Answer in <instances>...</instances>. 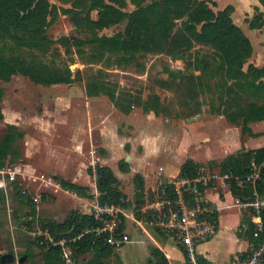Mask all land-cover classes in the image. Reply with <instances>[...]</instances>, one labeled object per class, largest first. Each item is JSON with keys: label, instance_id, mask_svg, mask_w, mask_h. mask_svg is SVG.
Listing matches in <instances>:
<instances>
[{"label": "trees", "instance_id": "trees-1", "mask_svg": "<svg viewBox=\"0 0 264 264\" xmlns=\"http://www.w3.org/2000/svg\"><path fill=\"white\" fill-rule=\"evenodd\" d=\"M66 5L71 4V9H63L65 13L72 14L74 23L78 28L91 32L104 30L127 20L123 33H117L111 37L96 36L89 43L98 46L102 52L118 55H135L139 51L152 54L164 53L175 59L184 60L186 54L194 45L200 43L211 48L217 59V71H221L223 77L233 81L241 91L229 106L226 119L241 127L242 133H251L248 125L253 122L264 121V67L258 69L249 63L253 48L250 40L242 30L234 24L231 14L232 7L214 10L209 0H128L137 9L133 12H125L123 9L127 0H85L88 3V11L96 12V20L82 18L79 11L75 10L78 0H57ZM150 1V3H146ZM264 6V0H260ZM256 10V15L250 20L252 29H261L264 34L263 14ZM57 9L49 0H0V81L9 82L13 76H23L31 82L41 86L59 84L70 85L73 83L72 73L69 67L57 68L43 63L33 52L34 49L45 47L44 28L47 19L56 13ZM205 68L208 61L196 60ZM190 65V63H188ZM177 75H181L178 73ZM174 77V73H169ZM189 84L196 88L200 77H188ZM161 85L169 88L167 81ZM101 87L99 83L91 81L86 84V95L97 96ZM112 101L114 94L102 91ZM150 112L159 115L162 112L158 104V98L150 102ZM3 119L0 115V121ZM24 138L23 132L15 126H7V133L0 138V170L5 168L8 156L10 163H15L19 154L13 147ZM252 162L257 165L264 163V148L244 151L240 150L235 155H230L219 165L220 174H230L233 177H245L250 171ZM120 169L128 171V165L122 161ZM201 166L191 160H187L180 169L178 177H196ZM90 176L96 177V187L99 192L100 206H115L125 210L131 206L126 196L120 191V183L108 167L96 165L88 170ZM135 188L137 189L136 202L139 210L144 184L141 176L136 175ZM232 195L241 196V190L236 187L233 180L227 181ZM62 188L78 194L86 195L87 189L72 183L60 180ZM258 191L264 195V168L261 179L257 182ZM16 188V187H15ZM250 187L247 188V193ZM13 198L21 205L29 206V213L18 225L25 227V250L21 253L19 264H30L32 248L39 250L40 264H64L63 247L47 242L44 237L32 235L35 232V208L30 199L16 191ZM4 201V194L0 190V203ZM137 217L139 213L136 212ZM216 215L213 216V219ZM121 223L118 226L119 233L124 230V216L119 214ZM246 235L251 239V225L246 219ZM99 223L93 215H86L73 211L62 222L40 221L39 227L47 231L54 243L65 241V246L71 250V258L75 264H105L104 262L115 254V248L106 241L107 232L97 235L95 232H87L95 228ZM28 232L31 235H28ZM29 260V263L26 262ZM12 250L6 254H0V264H14ZM122 264V263H118ZM147 264H169L166 257L158 250H153L151 259Z\"/></svg>", "mask_w": 264, "mask_h": 264}, {"label": "rangeland", "instance_id": "rangeland-1", "mask_svg": "<svg viewBox=\"0 0 264 264\" xmlns=\"http://www.w3.org/2000/svg\"><path fill=\"white\" fill-rule=\"evenodd\" d=\"M49 1L55 5L57 11L47 19L44 28L45 47L34 49L33 52L49 66L69 69L72 67L70 71L74 80L70 85L48 87L32 84L29 79L20 75L13 77L8 83L0 81V115L4 109L7 116L6 121H0V138L5 137L10 121H17V129H22L20 131L24 134L23 140L13 147L19 158L15 163H10L11 156H8L7 168L17 167L21 173L27 175L24 166L38 163V153L33 148L36 139H42L45 146L46 141H50L48 144L52 147V156L57 159L56 162L70 161L72 154L68 149L72 144L69 139L72 136L63 127L71 120H82L84 106L81 105L80 98L84 99L86 84L92 80L101 87L100 93L94 97H105L113 103L117 113L127 117L121 116L117 121L121 135L124 131L128 137L124 140L127 142H123L125 150L129 152L134 147V154L138 156L143 152L141 145L148 146L150 164L146 167L149 169L162 167L167 172L165 176H168L171 169L178 168L181 162L190 158L204 159L205 155L210 154H213L214 159L222 157L218 144L220 132L225 126L230 127L224 115L229 112V106L233 105L232 101L241 91L233 81L227 80L221 71H217L219 60H213L215 53L211 48L194 43L184 54V60L164 53L152 54L144 51L132 56L104 53L98 46L89 42L96 36L111 37L123 33L127 25L126 19L107 29H95L91 32L78 28L73 15L63 11L66 8L71 9V4L64 5L57 0ZM76 5L78 7L75 10L79 11L82 18L96 20L97 13L88 11V3L85 0H78ZM136 9L137 7L127 0L123 10L130 13ZM236 22L240 23V20L237 18ZM196 60L208 61L209 65L205 68ZM169 73H174L175 76L169 77ZM178 73L181 75H177ZM191 75L200 77L196 88L189 84L188 77ZM163 81H167L170 87L164 88L161 85ZM102 91L114 94L115 101ZM155 97L162 108L159 115L148 109ZM232 108L235 109V106ZM95 110L97 114L104 113L101 123L106 126L112 116L109 110L101 104L96 105ZM147 114L152 115L151 123L147 122V117H143ZM198 116L200 118H197ZM96 125L95 123L92 132L96 131ZM88 128L91 131L90 123ZM39 132H42V135ZM121 147V144L116 146L118 153ZM88 148L92 150L91 146ZM74 161H77L75 155L68 165L69 174L74 173ZM205 165L213 168V163L207 162ZM40 174L44 173L29 175L36 177ZM44 175L52 180L54 178L52 174ZM160 179L163 180V176H160ZM32 181L30 180L29 183L32 184L28 186L23 176H17L15 191H11L9 195H14L22 189L28 193L38 179L32 178ZM128 182L131 185L134 180L130 179ZM165 182L166 180L160 184ZM40 196L41 193L38 198ZM26 215L27 212L20 211L17 212L16 218L24 220ZM12 225L11 230L4 210L0 215V235L3 237L7 233L9 239L1 248L12 250L14 264H19L21 253L25 250V243L20 245L19 240L24 235L17 230L15 220ZM170 242L175 246L173 239H170ZM132 248L133 246H127V250ZM38 254L39 250L32 248L30 264H40ZM26 262L29 263V260Z\"/></svg>", "mask_w": 264, "mask_h": 264}, {"label": "crops", "instance_id": "crops-1", "mask_svg": "<svg viewBox=\"0 0 264 264\" xmlns=\"http://www.w3.org/2000/svg\"><path fill=\"white\" fill-rule=\"evenodd\" d=\"M209 1L210 6L216 10H221L228 6L232 7L233 12L231 18L234 24L237 25L250 40L253 48L249 63L258 69L264 67V34L261 29L250 28L248 22L256 15V8L263 14L264 20V6L261 5L260 0ZM237 18L240 20V23L236 22ZM32 84L34 83L32 82ZM73 99L74 97L71 98V100ZM80 100L81 105L84 106V110L82 111L84 118L82 117L80 121L77 119L72 122L71 120L63 127V129L67 130L69 135L72 136L69 138L72 143L71 147L69 149L64 148L68 149L70 154H72L70 161H65L63 163L56 162L57 159L52 156V147L49 145L50 141H46L47 145L45 146V142H43L42 139H36L33 148L36 149L38 153V163L35 165L26 164V166H24L27 175L30 173L52 174L54 177L53 180L55 181H53V185H49L46 189L43 188L44 186L39 180L35 181L34 187L32 186L28 193L25 194L29 197L31 205L35 208V231L37 228H40V221L62 223L73 211L86 215H91L93 213L99 206V192L96 187V177L90 176L88 170L93 169L96 165H100L112 170L114 176L120 183V191L131 203V206L122 212L124 216L123 235L126 243L118 248L115 254L104 263L147 264L151 259L152 251L156 249L166 257L169 264H182L184 256L177 243L173 240L175 246L171 245L170 239L172 238L161 234L137 209V189L135 188L134 178L136 175L141 176L144 184L143 193L153 192L162 181L177 178L180 174L181 166L186 161L181 162L178 168L171 169L168 176H165L167 172H165L162 167L156 169L153 167V169H149L146 167L147 164H150V156H148L147 152L148 146L141 145L143 152L138 156L134 154V147L131 148L129 152L124 148L123 142H127L124 140H127L126 138L128 137L125 136L124 131L121 135L117 128V121L121 119V116L124 118L127 117H125L124 114L117 113L118 111L115 109L113 103L105 97L97 98L88 97L86 95L84 99L80 98ZM98 104L104 105L112 115L110 122L106 126H103L101 123V116H104V113H96L95 107ZM77 112L79 113V111ZM1 115L3 117L2 120L6 121L7 116L5 115L4 109ZM78 115H80V113ZM143 117L148 118L147 122H152L151 114L143 115ZM89 123L91 131H89L88 128ZM95 123L97 124V129L92 132ZM8 124L19 128V123L17 121H10ZM228 124L230 127L225 126L219 136L218 144L222 153L221 158L214 159L215 157L213 154H210L205 155L204 159H188L195 164H199L201 169L213 174L215 177L205 188L204 198L208 205L215 211L216 232L212 237L201 242L198 247L203 260L208 264H240L241 255H244L248 250L251 241L249 236L244 232H238L239 229H244L246 227L245 220L248 219V212L236 205V198L232 195L228 185L221 177L219 165L225 158L230 155H235L240 150L251 151L264 148V121L250 123L248 127L251 133L244 135L241 127L229 121ZM41 133L42 132H39V134ZM120 144L122 147L118 153L116 151V146ZM89 146H91L92 150H89ZM73 155H75L77 161H74V164L72 163L74 173L69 174L68 165L71 164ZM52 160L57 164H54ZM122 161L128 165L127 172H123L120 169ZM207 162L213 163V168L205 165ZM160 176H163V180L160 179ZM130 179L134 180V183L131 185L128 184ZM60 180L86 188L88 190L87 194L82 195L62 188ZM29 182L30 180L28 181L26 179L25 184L30 186L32 183ZM39 193H41L40 198H38ZM26 203L27 201H25V204L21 205L19 201L13 197L9 201V204H6L5 199L0 203V215L5 210L10 229L12 230V224L15 220L17 222V230L23 235L25 227L21 226L18 228V225L22 223L23 220L16 218V214L20 211L23 213L27 212V214L29 213L30 208ZM136 212L139 213V217H137ZM28 235H31V233L28 232ZM21 238L22 239L19 240L20 245L24 243L25 237L21 236ZM8 239L7 233L5 236L3 235V237L0 235V254H6L10 251L1 248ZM24 246L23 250L25 249ZM127 246H133V248L127 250Z\"/></svg>", "mask_w": 264, "mask_h": 264}, {"label": "built area", "instance_id": "built-area-1", "mask_svg": "<svg viewBox=\"0 0 264 264\" xmlns=\"http://www.w3.org/2000/svg\"><path fill=\"white\" fill-rule=\"evenodd\" d=\"M263 168L264 163L257 165L252 162L245 177L221 175L227 185V181L233 180L236 187L241 190V196L236 197V205L248 212L252 229L248 250L241 255L240 264H264V195L256 186L261 179ZM19 175L23 176L24 180L37 178L43 186L53 185V180L46 178L44 174L34 177L21 173L17 167L11 169L5 167L0 170V190L4 194L6 204H9L13 197L9 193L15 191ZM213 179H215L213 174L200 169L196 177H177L160 184L153 192L143 193L140 213L161 234L177 243L184 256L182 264H208L203 260L198 247L216 232V221L213 219L215 211L204 198V190ZM248 187L250 189L247 193ZM20 193L25 195L27 191L22 189ZM122 212L119 207L99 205L91 214L99 225L87 232H95L97 235L107 232L109 237L106 242L117 250L126 243L123 233L118 231L121 223L119 214ZM247 227L239 229L238 232L246 234ZM32 235L44 237L47 242L62 246L64 264H75L64 240L54 243L48 232L40 228Z\"/></svg>", "mask_w": 264, "mask_h": 264}, {"label": "water", "instance_id": "water-1", "mask_svg": "<svg viewBox=\"0 0 264 264\" xmlns=\"http://www.w3.org/2000/svg\"><path fill=\"white\" fill-rule=\"evenodd\" d=\"M73 68L72 67H70V70H72ZM197 118H200L199 116L197 117ZM193 120V119H192Z\"/></svg>", "mask_w": 264, "mask_h": 264}]
</instances>
